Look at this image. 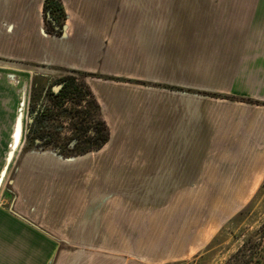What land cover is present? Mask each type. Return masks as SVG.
I'll return each mask as SVG.
<instances>
[{
    "label": "crops",
    "instance_id": "1",
    "mask_svg": "<svg viewBox=\"0 0 264 264\" xmlns=\"http://www.w3.org/2000/svg\"><path fill=\"white\" fill-rule=\"evenodd\" d=\"M60 1L55 36L43 0H0V59L97 74L110 136L94 154L29 149L4 173L0 264H176L264 179V0Z\"/></svg>",
    "mask_w": 264,
    "mask_h": 264
},
{
    "label": "rangeland",
    "instance_id": "2",
    "mask_svg": "<svg viewBox=\"0 0 264 264\" xmlns=\"http://www.w3.org/2000/svg\"><path fill=\"white\" fill-rule=\"evenodd\" d=\"M167 2V11L170 10V7L175 5L177 1H189V0H166ZM194 1V0H193ZM200 1V0H199ZM209 1V0H207ZM215 0L214 5H216ZM205 0L203 1V3ZM171 4V5H170ZM201 4V3H200ZM204 5V4H202ZM201 5V6H202ZM216 11V10H215ZM173 20L170 18L166 20L167 26L168 23H171ZM198 37L199 41L204 35L201 34V28L205 27L204 19H198ZM174 34L167 27L166 38H174ZM182 36V35H181ZM178 37V36H176ZM184 37V36H183ZM182 37V38H183ZM184 42V38H183ZM182 42V43H183ZM199 46H201L200 42ZM184 45V43H183ZM169 51V50H168ZM202 52H199V61L200 55ZM33 66L28 61H11V60H2L0 59V172L6 167L7 174L14 170L18 164L20 157L27 152L23 151V146L25 145V132L28 130V120L30 116V106H31V83L33 78ZM39 72H44L43 75L48 76L47 79L40 80L39 85L43 84L42 82H48V84H53L54 80L61 76L64 72L59 71H46L41 70ZM198 86L201 88L205 85L206 75H198ZM212 82L209 85L214 86H226V82L223 81L220 75L214 73L211 75ZM79 82V79L77 80ZM87 84V83H86ZM151 87H157L158 89H173L167 86L169 84H158L149 82L146 84ZM164 87H162V86ZM88 86V85H87ZM89 87V86H88ZM90 89V88H89ZM185 89V88H184ZM178 90V89H176ZM37 92V91H36ZM226 96L224 94H221ZM221 96V97H223ZM233 96V95H228ZM234 100L240 99L241 101L253 102L252 99L238 98L233 96ZM224 98V97H223ZM236 98V99H235ZM228 99V98H226ZM88 98L85 97L84 101L80 104L75 102H68L64 107L67 110H71V113L67 115H59L58 111L55 110V118L44 122V128L48 133H51L52 143L46 149L47 151H53L55 145L64 146L63 156H69L72 154L75 147H82L83 137L81 132L76 129L78 126L86 128L93 131V124L95 120L99 119V115L95 113V110L88 105ZM100 106V105H99ZM86 110L80 114L75 113L73 110ZM22 115V126L18 139L17 133L14 132V121L18 113ZM101 112V108H100ZM102 118V116H101ZM12 133V134H11ZM130 137L134 134L133 137H137L142 140L144 138L140 133L141 132H129ZM143 133V132H142ZM138 134V135H136ZM11 136V137H10ZM110 136V132H109ZM124 139V138H123ZM133 139L130 142L131 149L133 144ZM9 143V146H8ZM39 145V143H38ZM85 146V145H84ZM37 149H42L41 147H36ZM125 149V148H124ZM12 150L13 156L11 160L7 162V153ZM36 150V149H35ZM99 150V149H98ZM92 150L85 152L94 154L95 151ZM54 153V152H53ZM231 197V196H230ZM217 196H215V199ZM9 199V198H8ZM245 207L240 214L236 216L234 220L224 221L219 228L215 230V236L209 242L207 246H204L196 254L188 256L181 260H178L176 264H233L235 254L243 245V242L247 237L251 236L264 222V179L255 190L253 194H248L241 199L240 205L236 208L237 210L231 211L232 217L237 213L239 209ZM264 241V240H263Z\"/></svg>",
    "mask_w": 264,
    "mask_h": 264
},
{
    "label": "trees",
    "instance_id": "3",
    "mask_svg": "<svg viewBox=\"0 0 264 264\" xmlns=\"http://www.w3.org/2000/svg\"><path fill=\"white\" fill-rule=\"evenodd\" d=\"M42 16L45 33L55 36H61L63 34L66 12L60 0H43ZM63 72L64 73L61 76L54 80L52 85L48 84L46 81L39 85V83L45 78L47 79L48 76L43 74L33 75L30 97L31 106L29 110L31 115L33 111H36V116H32L33 120L28 122V130L25 132V145L22 148L23 151L29 149L47 150L46 148L52 143V140H50L52 135L45 130L43 123L55 118V110L58 111L57 113H59V115H67L71 113V110H67V108L64 107L65 104L68 102L80 104L82 101H84L85 97L88 98V105L91 106L95 110V113H97L100 117L99 119L95 120V123L93 124V131L87 129L89 126L86 128L78 126L76 129L82 134L81 137H83V146L77 148L75 147L72 154L69 156H63L64 146L62 145H55L53 152L61 157L69 158L84 154L88 151L98 150L109 140V129L105 121L101 118L99 103L84 81L85 77L96 76L97 74L73 69H64ZM78 79L79 82L77 81ZM53 85H57V91L53 90ZM165 87L173 89L176 88L167 85H165ZM206 94L213 95L215 97L223 96L218 93L207 92ZM223 97L234 99L233 96L228 95ZM253 102L257 103L256 101ZM73 111H75L77 114H80L86 110L82 111L75 109ZM38 146L42 149H37L36 147ZM243 209L235 214L230 220H234ZM263 240L264 222L251 236L245 239L243 245L235 254L233 264H264Z\"/></svg>",
    "mask_w": 264,
    "mask_h": 264
},
{
    "label": "water",
    "instance_id": "4",
    "mask_svg": "<svg viewBox=\"0 0 264 264\" xmlns=\"http://www.w3.org/2000/svg\"><path fill=\"white\" fill-rule=\"evenodd\" d=\"M57 87H55V89H56ZM22 115H21V113L19 112L18 114H17V117H16V119H15V126H14V132L15 133H17V135H18V139H19V135H20V131H21V126H22ZM32 119L31 118H29V120L28 121H31ZM13 156V152H12V150H10V151H8V153H7V162H8V160H11V157ZM6 172V167H4L3 168V170L0 172V184H1V181H2V176L4 175V173Z\"/></svg>",
    "mask_w": 264,
    "mask_h": 264
},
{
    "label": "flooded vegetation",
    "instance_id": "5",
    "mask_svg": "<svg viewBox=\"0 0 264 264\" xmlns=\"http://www.w3.org/2000/svg\"><path fill=\"white\" fill-rule=\"evenodd\" d=\"M55 87H57V85H53V86H52L53 90H54V91H57L58 88L55 89ZM30 116H31L30 118L33 120V117H32V116H36V111H33V112H32V115L30 114ZM32 120H31V121H32ZM31 121H28V122H31Z\"/></svg>",
    "mask_w": 264,
    "mask_h": 264
}]
</instances>
